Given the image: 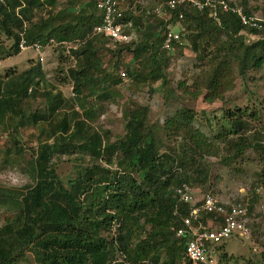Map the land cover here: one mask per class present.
<instances>
[{
    "label": "trees",
    "instance_id": "trees-1",
    "mask_svg": "<svg viewBox=\"0 0 264 264\" xmlns=\"http://www.w3.org/2000/svg\"><path fill=\"white\" fill-rule=\"evenodd\" d=\"M167 1L162 0L157 5ZM58 3L59 0L0 2V34L12 41L9 51L0 48V55H17L23 38L27 44H38L42 49L58 46L67 51L65 58L73 63L61 71L65 74L64 81L72 85V97L68 100L60 93L53 95L42 88L47 84L40 64L19 74L0 77V123L8 120L4 124L13 135L18 133L25 117L20 107L22 101L44 99V110L30 115L34 124L40 122L42 115L47 123L51 118L58 119L56 124H48L52 144L46 139L39 145L38 153H34V185L20 196L0 192V203L6 200L18 209V213L7 218L0 227V264H160L162 258L164 264H188L185 241L176 238L174 229L181 226V217L187 213L186 206L177 204L176 190L182 184H189L185 168L193 166V159H185L184 163L172 156L160 155L159 140L152 129L134 119L126 122V136L114 143L105 142L99 133L89 132L85 121H75L76 130L72 132L70 123L78 117L73 109L78 107L84 119H92L88 100L93 97L102 101L111 99L110 88L121 83L101 64L100 51L105 48L111 53L125 51L132 56V62L139 63V70L125 73L133 83L161 82L160 87L165 86L164 32L167 27L170 29L183 21L193 28L189 27L185 34L178 31L180 39L172 48L189 41L196 57L208 60V70L204 72V79L208 78L204 100L213 103L222 98V77L231 64L225 58L238 63L242 76L249 68L259 69L264 64V39H261L264 30L247 31L261 40L245 46L246 36L239 35L242 27L232 14L218 10L217 23L209 17V7L197 11L184 6L169 12V20H166L157 18L152 9L140 11L137 6L136 11L140 12L136 16L133 1L127 0V11L122 17L124 32L129 34L136 30L141 36L136 42L118 44L105 37L90 36L101 21L94 2L65 0L64 6L57 10ZM240 4L245 13L251 15L247 0H240ZM38 11L44 14L35 20ZM179 13L183 14L180 21ZM221 35L231 43H220L214 54L207 52V46L215 44L217 36ZM224 118L228 129H223L215 139L225 144L233 156L246 149L254 150L261 175H264V137L250 126L261 117L246 108H235L225 113ZM191 123L188 112L167 122L168 129L173 127L178 133H190L191 141L200 148L201 134H191ZM13 135L11 142L15 153L20 155L23 148ZM74 150L88 155L92 166L76 164L72 175L61 178L56 174L51 157ZM102 163L117 169L108 182L100 178V175H109V171L101 167ZM175 211L180 216H175ZM219 220L215 214L202 216L203 224ZM222 249L223 245L216 251ZM117 253L123 261H117Z\"/></svg>",
    "mask_w": 264,
    "mask_h": 264
},
{
    "label": "rangeland",
    "instance_id": "rangeland-1",
    "mask_svg": "<svg viewBox=\"0 0 264 264\" xmlns=\"http://www.w3.org/2000/svg\"><path fill=\"white\" fill-rule=\"evenodd\" d=\"M64 1L59 0L57 10L64 6ZM132 1L135 11L136 6L140 11L151 9L153 11L161 6L157 4L162 0ZM247 10L251 14L250 17L264 18V0H247ZM140 11L134 14L137 16ZM43 14L44 12H36L35 20ZM168 15L167 13L161 17L169 20ZM209 17L219 23L217 16L214 17L209 13ZM143 27L148 28L145 25ZM189 27L193 28V25L183 21L171 26L170 29L176 33L182 30L185 34ZM244 32L245 30H242L239 35L246 36L245 46L254 44L260 39L249 33L243 34ZM131 34L133 42L138 41L141 36L136 30ZM261 39L263 40L264 36ZM220 43L228 44L231 41L225 35L217 36L216 45L212 43L207 46V52L214 54L215 47ZM11 46L12 41L0 34V48L9 51ZM57 47L54 45L44 47L40 52L41 63L37 61L38 54L31 50L19 52L17 55H0V77L19 74L33 65L40 64L47 84L42 88L53 95L60 93L64 100H68L72 97V85L64 81L65 74L61 71L73 63L69 58H65L67 51ZM108 50L110 49L105 48L100 51V57H103L101 64L115 78L120 79L121 83L110 88L111 99L102 101L93 97L88 100L87 106L92 119H84L83 112L78 107H74L73 111L78 117L71 121L70 131L76 130L73 127L75 121H85L89 132L99 133L105 142L114 143L126 136L125 126L128 120L142 121L144 127L151 128L154 136L159 140L160 155H169L176 161L183 160V162L186 161L185 159H193L191 161L193 166L185 168L188 169L185 172L189 180L188 185L197 200L205 195H213L224 203L239 205L246 210V228L249 234L246 237L237 235L219 244L217 248L223 245V249L217 250L215 264H264V175L260 172L258 155L254 150L246 149L242 154L233 156L228 152L225 144L215 139L223 129H228L224 114L235 108H246L248 112H256L261 119L258 122L253 121L250 126L264 137V64L259 69L249 68L242 76L239 73L238 63L231 58L223 57L231 64L230 68L225 69V76L222 77L223 85L220 88L222 98L219 97L208 104L204 100L207 93L205 83L208 79H204L206 78L204 72L208 70L206 68L208 60H199L191 50L189 41L183 42L182 46L177 48L171 47L170 51L162 49L167 58L163 68L167 83L163 87H160L161 82L133 83L125 73L139 70V63L132 62V56L125 51L111 53ZM20 107L25 117L16 136L4 124L8 123V120L0 123V192L12 197L24 194L34 185V153H38L37 149L42 142L48 140V143L52 144L53 138L49 137L48 124L50 122L56 124L58 120L51 118L47 123L45 115H42L40 122L33 123L30 115L45 108V101L42 98L22 101ZM182 112H188L192 118L191 134L196 132L201 134L200 148L196 147L195 141H191L190 133H178L173 127L168 129L167 122ZM67 114L70 115L69 112ZM11 135L23 148V153L20 155L15 153ZM51 162L56 165L54 166L56 174L65 179L72 175L76 164L92 166L90 157L79 150L55 154L51 157ZM101 167L109 171V175H100L102 182H108V178L117 172L116 167L104 163ZM17 213L15 204L9 205L6 200L2 201L0 227L5 224L7 218ZM218 253L221 255L219 256ZM116 259L119 262L123 261L119 253L116 254ZM160 264H164L163 258Z\"/></svg>",
    "mask_w": 264,
    "mask_h": 264
},
{
    "label": "built area",
    "instance_id": "built-area-1",
    "mask_svg": "<svg viewBox=\"0 0 264 264\" xmlns=\"http://www.w3.org/2000/svg\"><path fill=\"white\" fill-rule=\"evenodd\" d=\"M94 2L95 11L101 17L100 24L95 26L90 32V36H101L114 43L126 44L132 41V34L125 33V24L122 21L123 13L127 11V0H87ZM240 0H169L165 4L153 11L157 16L174 11L178 7L190 6L197 11H203L209 7L210 14L216 17L217 11L229 13L235 16L242 30L262 31L264 30V18L258 19L248 16ZM2 2V0H0ZM163 13V15H161ZM178 21L182 20L183 14H178ZM129 25V24H128ZM164 32L162 48L170 51L172 44L178 42L180 36L171 31L168 27ZM19 50H31L38 54V59L42 61L40 52L42 47L38 44H27L22 38L19 42ZM177 204L186 206V215L181 217V226L174 229L176 238L185 241V259L188 264H215L217 256L216 248L219 244L235 237H246L249 234L246 228V210L232 203H224L213 195H205L200 200L194 196L192 188L187 184H182L176 190ZM217 215L219 221L202 222L204 215ZM175 216H180L177 211Z\"/></svg>",
    "mask_w": 264,
    "mask_h": 264
}]
</instances>
